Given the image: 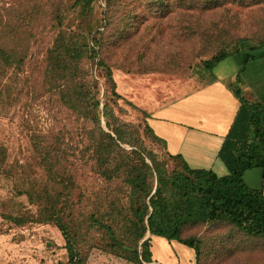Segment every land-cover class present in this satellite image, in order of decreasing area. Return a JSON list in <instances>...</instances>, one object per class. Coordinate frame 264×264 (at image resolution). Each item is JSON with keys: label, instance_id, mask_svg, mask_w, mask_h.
Returning a JSON list of instances; mask_svg holds the SVG:
<instances>
[{"label": "trees", "instance_id": "trees-1", "mask_svg": "<svg viewBox=\"0 0 264 264\" xmlns=\"http://www.w3.org/2000/svg\"><path fill=\"white\" fill-rule=\"evenodd\" d=\"M92 1L0 0V102L37 100L48 115L67 120L56 131L33 132L22 160H8L0 141V178H10L12 192L0 197V218L55 225L65 242L63 264H84L95 246L131 263L149 262L146 232L190 247L195 264H250L264 251V194L242 173L258 167L264 176V102L248 101L233 86L239 107L217 153L227 173L190 168L168 152L180 167L167 171L139 128L152 141L164 140L146 122L121 117L111 74L112 67L181 71L200 54H208L202 64L211 71L241 50L220 39L244 28L235 15L216 14L220 0H103L102 28L92 29ZM74 11L81 20L72 27ZM251 24L262 31L263 50L250 46L237 81L245 62L264 57V20L253 16Z\"/></svg>", "mask_w": 264, "mask_h": 264}, {"label": "rangeland", "instance_id": "rangeland-1", "mask_svg": "<svg viewBox=\"0 0 264 264\" xmlns=\"http://www.w3.org/2000/svg\"><path fill=\"white\" fill-rule=\"evenodd\" d=\"M144 1L140 3H145ZM220 1L224 2L223 5L213 8L216 14L235 15L234 18L238 20V26L244 28V32L240 35L225 36V40L220 39L228 49L235 46L241 49L230 58L236 67H240L250 46H256L257 49L254 50V53L257 54L263 50V47L258 45L260 40L258 32L262 31L251 24V21L253 16H256V19L264 20V6H258L255 0H244L243 2L238 0ZM91 5L92 29H101V11L104 1L93 0ZM80 20L81 18L74 11L69 15L67 23L77 25ZM246 23L248 25H244ZM166 29V35L172 37L170 29ZM261 36L264 37V33ZM46 41L45 39L44 44ZM41 55L42 52L36 57L39 58ZM207 55L195 56L191 64L181 71L170 68L152 71H126L123 68L112 67L111 74L115 92L122 98L118 102L125 109V112L121 113V117L134 123L143 124L146 122L148 124L147 120L155 108L203 85L211 76L210 71L205 69L202 64V59ZM254 62L249 64L247 69L251 76L264 74V60L256 59ZM26 70L28 71L25 67L24 73ZM21 73L23 72L18 74ZM34 76H37V71H35ZM98 82L101 90L99 99L101 100L103 83L99 78ZM23 102L24 97L16 99L13 96L9 98L4 96L3 102H0V141L7 147L8 160L15 158L22 160L28 154L31 148L30 135L33 132L38 129L46 131L47 128L56 131L62 123L67 122L60 112L55 113L53 111V115H48L37 100L31 101L30 106ZM128 102L133 104L135 108H132ZM22 116L27 117L30 127H26ZM143 132L140 127L139 133L144 145L154 153L157 159L163 161L162 163L167 171L180 167V162L177 159L168 157L165 146L161 142L150 140L144 136ZM74 134V131L70 133L71 136H74ZM10 192V178H0V197H5ZM18 199L26 202L24 195L18 196ZM146 237H148L147 248L150 252V261H142L141 264H195V254L190 247L164 236L149 234V232L145 233L144 238ZM64 245L63 236L55 225L27 223L22 226H15L0 218V264H63L66 260ZM263 260L264 251H261L250 261V264H257ZM84 264L136 263L128 262L95 246L88 251Z\"/></svg>", "mask_w": 264, "mask_h": 264}, {"label": "crops", "instance_id": "crops-1", "mask_svg": "<svg viewBox=\"0 0 264 264\" xmlns=\"http://www.w3.org/2000/svg\"><path fill=\"white\" fill-rule=\"evenodd\" d=\"M231 56L211 69L203 85L155 108L147 120L153 132L164 140L168 153L180 155L190 168L211 170L217 175L227 173L217 153L239 107L233 86H238L248 101L264 102V74L253 77L247 70L249 64L264 57L245 62L237 81L239 67L232 63ZM242 179L264 194L260 168L244 170Z\"/></svg>", "mask_w": 264, "mask_h": 264}]
</instances>
